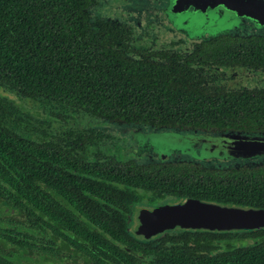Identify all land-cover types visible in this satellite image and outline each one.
I'll return each instance as SVG.
<instances>
[{
	"label": "trees",
	"instance_id": "trees-1",
	"mask_svg": "<svg viewBox=\"0 0 264 264\" xmlns=\"http://www.w3.org/2000/svg\"><path fill=\"white\" fill-rule=\"evenodd\" d=\"M93 4L0 0V83L36 102L48 99L74 118L264 136V35L221 34L199 41L185 55L158 52L135 59L127 55L122 28L92 21L87 9ZM233 68L258 75L241 76ZM223 70L232 73L230 84L218 79ZM38 112H31L33 122ZM4 114L0 102V203L10 209L0 217V239L32 242L46 255L44 262L126 260L120 198L131 188L168 189L179 197L264 210V161L223 169L186 162L137 165L102 155V136L92 130L60 136L59 124L23 134L4 122ZM49 115L40 121L43 126L53 122ZM54 122H60L57 116ZM140 247L159 254L150 244ZM0 264L16 263L0 257Z\"/></svg>",
	"mask_w": 264,
	"mask_h": 264
},
{
	"label": "rangeland",
	"instance_id": "rangeland-1",
	"mask_svg": "<svg viewBox=\"0 0 264 264\" xmlns=\"http://www.w3.org/2000/svg\"><path fill=\"white\" fill-rule=\"evenodd\" d=\"M178 0H94V4L91 5L87 11L89 13L92 21L102 20L109 21L113 25H120L125 32L128 33L130 38L129 44L135 46V49L140 47L141 50L145 47L159 48L164 45L174 44L175 50L181 52V54L187 53L195 46V41H190L188 38H199L205 32L204 19L202 23H199L195 28L190 30V34L184 32L186 35H181L177 33V26H183L186 24L187 18L190 17L191 11L194 10L192 5L187 6L186 11L178 12L177 26L174 22L168 18V10L178 7ZM165 8V16L162 13V9ZM244 18V17H242ZM170 21V22H169ZM173 29H172V28ZM180 31V29H179ZM224 31L229 32V34H260L264 35L263 28H256L254 24L246 19H241L236 26H231ZM222 31H217L219 33ZM198 33H200L198 35ZM145 46V47H144ZM152 48V49H153ZM147 49V48H145ZM223 69V68H222ZM230 70V69H229ZM237 71L238 75L248 76L250 78H256L255 73H252L245 69V71L239 69H231V71ZM225 76L219 77L220 82L228 81L231 83V72L228 70H223ZM233 83L240 82V80H233ZM6 100H5V98ZM40 98V97H39ZM41 101H34L28 97L22 96L20 93L12 89L11 87L5 88L0 83V102L5 109L4 122L11 126L16 127L17 131L23 134H33L35 132L39 134L43 131H49L56 128L57 125H61V134L67 130L73 129L75 134L78 130H81L87 134H90L91 130L94 131L96 135L102 136L99 140V148L102 149L103 153H106V148L113 146L119 148L121 155L126 154L129 156L132 154V159L137 164H144L150 161H156L161 153H165L164 156H169V160H196L197 162H203L205 165H217L219 167L225 165H232L236 161L238 163H251L255 164L257 162L264 161V154L252 156L251 160H241L235 159L229 161H210L206 163L209 157L223 158L218 155L213 156L212 150L207 148L202 140H194L193 137L198 136L193 133H179V132H159L148 126H120L113 123H107L101 119H92L88 117H71L67 112H61L60 107H51L48 104V99L42 98ZM8 100V102H7ZM47 102V103H46ZM8 104V107L6 106ZM58 109V110H57ZM33 110H38L40 117H34L36 120L33 122ZM42 112V113H41ZM45 114H52V119L48 117L49 121H53L50 124L40 122L43 120ZM55 115V116H53ZM58 117L60 122H54L55 117ZM80 117V118H79ZM80 120L79 126L76 125V120ZM29 122V123H28ZM17 125V126H16ZM39 126V129L35 130V127ZM179 134L181 136H187L189 141L181 142L178 138L171 134ZM70 138V136H67ZM151 149V151L149 150ZM108 150L107 152H109ZM112 151V150H111ZM123 152V153H122ZM128 153V154H127ZM177 154V155H175ZM112 155V153H111ZM125 156V155H124ZM241 157V156H236ZM250 158V157H249ZM10 214V209L6 205L0 203V217Z\"/></svg>",
	"mask_w": 264,
	"mask_h": 264
},
{
	"label": "flooded vegetation",
	"instance_id": "flooded-vegetation-1",
	"mask_svg": "<svg viewBox=\"0 0 264 264\" xmlns=\"http://www.w3.org/2000/svg\"><path fill=\"white\" fill-rule=\"evenodd\" d=\"M162 13L165 16V8L162 9ZM166 19H168L165 16ZM241 19H245L242 18ZM109 22V21H108ZM170 22V21H169ZM120 28L122 26L117 25ZM172 28V27H171ZM123 29V28H122ZM173 29V28H172ZM124 30V29H123ZM181 35H186L184 31L179 29L176 31ZM229 34L227 31H222L214 35H210L208 32H205L199 38H188L190 41H199L213 38V36ZM126 37L128 51L127 55L129 57L139 59L147 57L150 55V58H154L151 55L153 53L164 52L168 55L180 53L172 45H164L159 48L145 47L141 50L142 47L135 49V46L129 44L130 38L128 33L124 34ZM187 36V35H186ZM188 37V36H187ZM196 46V45H195ZM193 47V49L195 48ZM153 48V49H152ZM191 49L190 51H192ZM188 50L187 53H190ZM187 53H184L187 54ZM156 56L159 57L158 54ZM159 59V58H158ZM163 58L159 59L162 60ZM246 69V68H245ZM249 71L250 68H248ZM258 75L255 71H251ZM261 72L259 71V74ZM259 81H264V71L259 77ZM240 82H237L239 84ZM232 84H236L232 83ZM108 123V120L101 119ZM130 126V125H126ZM137 126V125H135ZM141 126V125H138ZM151 127V126H148ZM154 130L159 132H179V133H193L196 135H203L205 133L198 132H184L180 130H172L166 128H155L151 127ZM60 136H65L61 134ZM110 150L109 152L102 153V155L109 157L111 159H124V160H133L132 154L129 153V156L126 154L119 157L121 151L119 148L110 146L106 148ZM112 150V151H111ZM151 151V149H149ZM112 153V155H111ZM123 153V152H122ZM128 154V153H127ZM125 155V156H124ZM177 155V154H175ZM169 156H159L156 161H150L144 164H135L137 165H148V164H167L173 162H186L197 165V167L206 169H223L228 168L230 165L217 166V165H205L203 162H197L196 160H169ZM235 159L241 160H251L253 161L252 156L249 157H234V158H214L209 157L206 163L210 161H226V164L229 161ZM259 163V162H257ZM238 165L236 161L233 163ZM167 174V173H165ZM127 192V193H126ZM126 195H122L120 198V203L122 204L121 212L123 215L124 228L127 232V236L123 238L124 242L127 244L126 251L128 250V256L126 260H120L121 258H116L117 260H110L109 262L113 264H264V224L257 225L252 227L242 228L236 231H208V230H196L195 228H186L183 229L177 225H173L168 228H163L157 232H142L139 230L142 225L141 218L143 212L151 213L152 211L168 206H175L183 204L187 201H198L201 203L215 204L211 202H206L204 200L193 198L189 196L179 197L176 191H171L168 189L158 190L151 188H131L126 191ZM3 204V203H2ZM225 207H233L227 205H220ZM8 207V206H7ZM238 208V207H234ZM239 209H252V208H239ZM252 210H263V209H252ZM264 211V210H263ZM152 245L156 250L158 248L159 254L156 256L154 253H145L140 251V245L147 247V245ZM161 245V248L158 245ZM67 248V247H66ZM75 248V247H74ZM38 248L36 245L31 243L26 244H16L8 240L0 239V257L8 259L13 263L21 264H59L54 261L51 263L44 262L43 257L46 255L44 253H38ZM153 255L156 257H153ZM155 258V259H154ZM39 259V261L37 260ZM61 264H80L82 261L79 258L76 260L66 259L62 260ZM88 264H93L89 262Z\"/></svg>",
	"mask_w": 264,
	"mask_h": 264
},
{
	"label": "water",
	"instance_id": "water-1",
	"mask_svg": "<svg viewBox=\"0 0 264 264\" xmlns=\"http://www.w3.org/2000/svg\"><path fill=\"white\" fill-rule=\"evenodd\" d=\"M178 7L168 10V18L177 26L178 12L186 11L192 5L186 24L178 29L189 33L205 19V31L214 35L236 26L240 17L251 21L255 26H264V0H178ZM179 16V15H178ZM200 33H198L199 35ZM171 134V133H170ZM181 142L189 141L187 136L171 134ZM194 140H202L210 148L213 156L220 157H250L264 154V136L244 135L240 133L221 135H198ZM165 153H161L164 156ZM142 225L139 230L157 232L163 228L177 225L183 229L195 228L208 231H236L246 227L264 224V211L239 209L219 206L216 204L187 201L180 205L158 208L151 213L143 212Z\"/></svg>",
	"mask_w": 264,
	"mask_h": 264
}]
</instances>
